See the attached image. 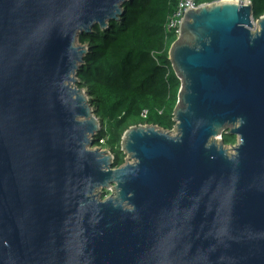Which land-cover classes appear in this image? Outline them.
I'll list each match as a JSON object with an SVG mask.
<instances>
[{
    "label": "water",
    "instance_id": "1",
    "mask_svg": "<svg viewBox=\"0 0 264 264\" xmlns=\"http://www.w3.org/2000/svg\"><path fill=\"white\" fill-rule=\"evenodd\" d=\"M124 2L0 0V264H264V15L184 12L174 128L130 126L116 167L76 40Z\"/></svg>",
    "mask_w": 264,
    "mask_h": 264
},
{
    "label": "trees",
    "instance_id": "2",
    "mask_svg": "<svg viewBox=\"0 0 264 264\" xmlns=\"http://www.w3.org/2000/svg\"><path fill=\"white\" fill-rule=\"evenodd\" d=\"M216 0H195L196 5ZM252 16L264 15V0H248ZM178 0H125L118 19L106 27L94 24L79 35L88 47L78 67V88L91 101L99 129L96 145L113 154V166L125 163L121 149L125 130L133 125L174 128V109L181 82L169 59V49L178 37L166 23ZM100 140V141H99ZM224 144L236 142L234 134L223 133Z\"/></svg>",
    "mask_w": 264,
    "mask_h": 264
},
{
    "label": "built area",
    "instance_id": "3",
    "mask_svg": "<svg viewBox=\"0 0 264 264\" xmlns=\"http://www.w3.org/2000/svg\"><path fill=\"white\" fill-rule=\"evenodd\" d=\"M248 2V0H245L244 3ZM197 6L198 5H196L195 0H178L177 8L168 19L166 27L168 29H176V32L179 33V25L184 15V12L189 8H195Z\"/></svg>",
    "mask_w": 264,
    "mask_h": 264
},
{
    "label": "rangeland",
    "instance_id": "4",
    "mask_svg": "<svg viewBox=\"0 0 264 264\" xmlns=\"http://www.w3.org/2000/svg\"><path fill=\"white\" fill-rule=\"evenodd\" d=\"M239 1H240V2H245V0H239ZM254 23L256 24L255 21H254ZM256 27H257V24H256ZM254 28H255V27H254ZM76 44L84 45V46L87 47L86 44H81V43L79 42L78 38H77V40H76ZM87 48H88V47H87ZM75 85H76V83H72V86H75ZM76 86H77V85H76ZM96 132H97V131H96ZM172 132H173V133H172ZM171 133H172V134H175L176 131H175V130H172ZM99 141H100V140H99ZM96 144H97V143L95 142V143L91 146V149L100 148V149H102V150H106V151H108V153L112 155V161H113V154L110 152V150H109L108 148H105V147H102V146H100V145H96ZM234 144H235V143H234ZM225 148L228 150V153H232V152H233L232 145L226 144V145H225ZM125 161L132 162L133 159H132L129 155L126 154V156H125ZM103 192H105V193L103 194ZM110 194H111V190H99V191L96 192V196L99 197L100 199H101V198H102V199H105V198H107Z\"/></svg>",
    "mask_w": 264,
    "mask_h": 264
},
{
    "label": "bare ground",
    "instance_id": "5",
    "mask_svg": "<svg viewBox=\"0 0 264 264\" xmlns=\"http://www.w3.org/2000/svg\"><path fill=\"white\" fill-rule=\"evenodd\" d=\"M232 1H238V0H232ZM254 27L256 28V24L253 22V28H254ZM255 28H254V29H255Z\"/></svg>",
    "mask_w": 264,
    "mask_h": 264
}]
</instances>
